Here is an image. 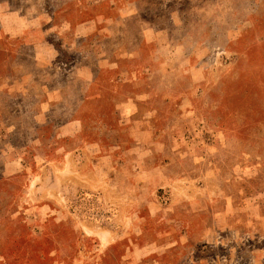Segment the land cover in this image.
I'll return each mask as SVG.
<instances>
[{
	"label": "rangeland",
	"instance_id": "374dc122",
	"mask_svg": "<svg viewBox=\"0 0 264 264\" xmlns=\"http://www.w3.org/2000/svg\"><path fill=\"white\" fill-rule=\"evenodd\" d=\"M0 264H264V0H0Z\"/></svg>",
	"mask_w": 264,
	"mask_h": 264
},
{
	"label": "crops",
	"instance_id": "0c3cea01",
	"mask_svg": "<svg viewBox=\"0 0 264 264\" xmlns=\"http://www.w3.org/2000/svg\"><path fill=\"white\" fill-rule=\"evenodd\" d=\"M6 32H10V31H6ZM156 60H159V58L156 59ZM100 64L102 66V63H100ZM158 64L160 65V67H158V68H161L160 70H163V67H162L163 64L161 62H159V61H158ZM82 68H83V72L84 71H89V69H88V67L86 65H84ZM102 70H103V68L101 69V71ZM136 73H137V71H136ZM3 94H5V93L3 92ZM6 94H8V93H6ZM39 103H43V101L39 102ZM129 103H131L132 108L134 109L136 107V105L138 104V99H136V97H130V96L128 98L119 99V101H118L119 106L118 107H119L120 111L125 113L126 109H128V107L130 106ZM148 103L151 104V100H150V102L148 100Z\"/></svg>",
	"mask_w": 264,
	"mask_h": 264
}]
</instances>
